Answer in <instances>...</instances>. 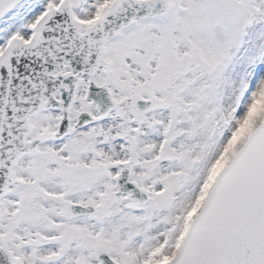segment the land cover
<instances>
[{
	"label": "snow or ice",
	"instance_id": "6c2138e0",
	"mask_svg": "<svg viewBox=\"0 0 264 264\" xmlns=\"http://www.w3.org/2000/svg\"><path fill=\"white\" fill-rule=\"evenodd\" d=\"M0 264H264V0H0Z\"/></svg>",
	"mask_w": 264,
	"mask_h": 264
}]
</instances>
